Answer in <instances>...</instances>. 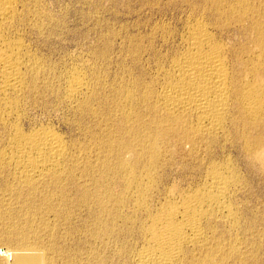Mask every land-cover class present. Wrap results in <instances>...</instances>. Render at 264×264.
<instances>
[{
	"label": "rangeland",
	"instance_id": "1",
	"mask_svg": "<svg viewBox=\"0 0 264 264\" xmlns=\"http://www.w3.org/2000/svg\"><path fill=\"white\" fill-rule=\"evenodd\" d=\"M244 1L246 2V0H244ZM261 1L262 0H256V1L250 0V2H249V0H248L246 2L247 4L248 3H251V5L253 4V6H250L251 10H249L250 17L252 16V13H251V12H253L252 10L256 9L257 7H260V9L262 10L260 12L264 13V6L262 4V3H264V0L262 2ZM235 2H236V0H226V3L229 5L230 4L232 5ZM260 2L262 5L259 4ZM207 3L209 6L208 9L206 7ZM211 3H212V0H209V2H208V0H23V1L17 0V8H18V11L20 10V13L18 12L20 15L17 14L18 16H16L17 18H15V20H14V23H13L14 28H11V29H13V33H11L12 30H9L10 32L9 31L7 32V36L9 38H11L12 41H15V43L19 42L23 46V50H24V54L27 58L26 59L27 62L34 60L33 63H32V61L30 63H28L29 69L26 70V72L28 71L27 72L28 73L27 78L29 76L28 81L32 77L33 78H36L37 76L38 77L36 79H34V83H32L33 78L29 81L30 86H32L31 89L29 88V90H28L29 92L26 91L25 92L26 94L21 95V96L26 97V98L23 99V97L21 98V96H20V99H21L20 100V102H21L20 108L21 109L19 111V117H17L18 119L14 118L15 121L12 118V120L10 122L17 123L19 126L21 125L20 128L22 127L23 128L22 130H24L27 133L30 131H33V130H37L40 128H46V127L52 129L54 132H56L58 135H60L62 137L63 141L65 142V144H66L65 146H66V149L68 152V156L70 155L68 159H70L73 154L74 155L72 156V158L69 161L67 160V163H66V165L69 164L70 169L65 170V167L67 169V167L69 168V166H65V164H64L65 172L62 176L63 179H61L60 181H54L53 180L54 183L50 182V181H52L51 178H50L51 180L49 178H48L49 180H47V179L42 180L41 182H39L38 188L36 190L32 189V188H27V187H18L15 183H13L14 180L12 179L13 178L12 170L11 169H0V202L2 200V203H0V205L4 203V205L0 206V217L2 215V218L0 220V224H1L0 234L2 237V238L0 237V240H1L0 241V245H1L0 246V249H1L0 250V264L9 263L10 260H11V262L9 264H12L15 259H16V261L13 264H17V263L22 264L20 262H17L19 260H18L17 256L15 255L16 254L15 249L17 248V250H18L21 247L20 246L21 243H19V242H21L20 241L21 239L16 240V238H18L20 236L19 233L23 229L28 231L29 236L30 235L32 236V237L30 236L29 238L31 240L33 239L34 240V241L32 240L33 242H38V245L41 248H43L44 246L46 247V248L44 247L43 250L41 248L39 249L40 251L38 250L39 253L41 252L40 259L45 260L46 264H73V262H74V264H90V263L91 264H118V262H120L121 264H125L124 261L129 264L130 259H128V258L131 257V254H130L131 249L134 250L135 248H137V250H140L145 243L143 241L144 239L140 236V234H141V229H142L141 227H143V225L148 222V217H149L148 215L157 213V210L161 206L165 205L168 201L169 202H176V201L179 202L180 201V199H179L180 195H183V192H184V194L191 193L192 191L198 190L199 186H200L199 187V189H200L201 186H203V184L205 182V180H203V177L205 176L204 179H206V176H207L206 174L209 173V171H211V169L216 165H217L216 167H218V168H224V169L228 168L227 170H231V171L233 170V172L235 171V174L238 177L237 178L238 180L236 179L237 181H235V183H233L232 187L230 188V192H229L230 196L228 195V197L226 199V203L233 210L234 216H233V218L227 219L226 217H223V215L221 213H216V212L211 213L210 212V214L212 216L210 214H208L205 217V219L203 218V220L201 221V227L204 230V234H205L204 236H206L205 240L208 239L210 242H208V240H206L207 242L205 241L206 243L204 245H207V244L208 245L207 246L202 245L201 247L197 246V245L195 246L193 244L196 248V249L194 248L195 250L193 249L194 246L192 244H189V245L186 244L187 247L186 246L184 247L185 250L183 251L182 261H184V264H186V263L188 264L192 261H193L192 262L193 264H195V263L196 264H199V263L202 264V262L204 264V263H206V262H204V259H205V261H207V260L209 261L210 258L214 257L211 259L213 263L215 262L214 264H220L221 262H222L221 264H226V263H228V264H264V149H257V151H256V149L253 150V148H256L255 147V137L260 133L259 129L256 131L252 130L251 132H249L251 134L248 135V138H247L248 140L247 139L244 140V138H242L240 136L241 135L240 132H242L241 130H243V127L241 125L234 127V128H236V130H235L234 128H232L233 126H230V125L228 126L226 124V126H228V127H226V130L228 129L227 131L229 132L233 129L234 132L232 131V132H229V134H228V132L225 130L223 132L224 134L220 133V135H214L212 138L207 137L209 139L206 138V140H209V141L203 140L204 142H202V143L200 141L201 138H200V140H199V138L194 139L195 141L189 139L188 143L191 142L190 143L191 149H190L189 144L186 142L187 139L186 140L184 139V138H186V136L183 135L184 132H183L182 126L176 127L177 129L178 128L181 129V131H180V129L177 130V132H179V134H178L179 136H176L177 134L174 131L171 132L172 133L171 134L170 132L166 133V131L163 130L165 132V133L163 132V135L165 137L163 135H161V139L163 137L162 140L164 143L162 142L161 139H160L161 142L158 143V147L161 145L163 149L160 146V150L158 148V150H159L158 155H155L156 158H153L154 167L156 169L154 167H153V169L148 168L150 166V163H151L150 162L151 155H148V157L146 156L147 159H149V160H147L146 157L145 158L143 157V161H142V157L139 156V153L137 154L135 152L136 148H134V149L132 148V146L135 147V145H134L135 141L134 140H136V138L133 139L132 143H131L132 144L131 148L134 151V154H132L133 153L132 150H131V153H129L131 148L129 149V152H127L128 150L123 151L125 153L121 152V148H120V146H122L125 143V142H123L124 140L126 142H128L130 139H129V135L128 136L126 135V134H128L129 127L127 125L124 126V124H123L124 122L122 120V115H119V114H121V111H120V109H118L119 106L117 107V104L118 103H120L118 105L124 104L126 107H128V108L130 107V109H134V110L140 104L137 107V109L135 110L136 115H139L140 112H141L140 115H142L141 116L142 118L139 117L140 115L138 116L140 121L137 124L141 125V123H142V125L139 127L143 128L142 130H144V133L155 131V128H157V127H155L154 125H152L150 123L152 122V119L154 120L156 115L154 113H152V111L150 112L149 108H151L150 104H152L158 100L155 98L160 97V95L162 93L161 88L163 90V88L165 86L166 77L164 76V74L166 75L167 71L169 70V67H170V64H168V63H170L169 60L171 61V57L176 52H180L182 50V48H183V45H182L183 44V42H182L183 35L185 33L186 25L188 24L189 21L194 22L195 18L198 17V19H201L202 21L209 23L210 25L214 24V22H215L214 16H216V14H215L216 11H215L214 4H212L213 5V7H212ZM260 5L263 7H261ZM24 6H26V7H24ZM252 7H253V9H252ZM258 9L259 8H257V10ZM192 10H194L195 13ZM198 11L200 12V14L198 13ZM203 11L206 14H204ZM210 11L213 14L210 13ZM186 12H187V14H186ZM192 14H194L195 17H193ZM211 14H212V16H211ZM208 15H210V16H208ZM202 17L203 18L205 17V18L203 19ZM20 18L22 21L20 20ZM221 18H222L221 21L223 20V18H224V20L222 22L219 20L220 21L219 24L222 25V28L224 26V28H223V30L221 28L216 29V30L221 29L220 31L215 30V32L218 33V34L216 33L218 40L224 42L229 47H233L235 45L236 48H238V47L241 48L242 44H243V46L246 45L248 47H252L253 48L252 50L256 51V49H254L255 47L249 43L250 41H247V40H249V37H247V36H249V34L247 35V32L245 30H244L245 32L242 33L243 28H244L243 26H239L238 23L236 24V22H234L232 20H230V22H229L228 21L229 19H227V17L222 16ZM211 23H213V24H211ZM225 23H226V25H228V27L225 25ZM229 23L230 24L235 23V24L231 26V25H229ZM236 25H238L239 27ZM240 28H242V29L240 30ZM173 33H174V35H173ZM247 42L250 44V46ZM169 49L171 50L172 53L170 52ZM174 50H175V53H173ZM169 53L171 56H169ZM136 54L139 56H137ZM165 55H167V57ZM162 56H163V58H162ZM31 58H33V59H31ZM166 58H169V59H166ZM159 59L162 60L161 64H160ZM163 59H165V61H163ZM36 62L39 65L38 67H35V66H37ZM167 65H169V66H167ZM159 66H160V68H159ZM34 67L36 70H34ZM166 68H167V70H166ZM30 69L33 71H31ZM37 69L39 72L37 71ZM163 69H165V70H163ZM34 71H35V73H33ZM157 71L159 72V74ZM31 72L33 73V75ZM73 72L78 73L81 76H83L82 79H83L84 85L86 87H85L84 93L80 97H78L79 99L78 98H77V100L74 99V102H72L73 103L72 104L69 102V99L67 96V94H68V86L67 85L69 84L68 83L69 82V76L71 77ZM70 73H71V75H70ZM34 75H37V76L35 77ZM30 76H31V78H30ZM153 76H154V78H153ZM155 76L160 81L157 80L155 78ZM159 76L160 77L163 76V77L160 79ZM154 79H155V81H154ZM36 81H37V84L35 83ZM136 82H138V84ZM139 82H141L142 84ZM143 82H148V83L143 84ZM134 83H135V85H134ZM163 83H164V86H162ZM33 84L34 85L36 84L37 86H35V88H34ZM149 84H151V85H149ZM153 84H154V86H152ZM133 86H135V87H133ZM147 86L149 88H151L152 90L149 89ZM150 86H152V87H150ZM36 87L39 89H37ZM145 87L149 90H147ZM65 88H67V90ZM87 88H88V90H86ZM123 88L126 89L127 92H126V90H123ZM144 88H145V91H143ZM153 88H154V90H153ZM158 88H160V89H158ZM32 89H34L36 91L34 92ZM132 89H135V91ZM139 89H141V91H143L145 93L139 91ZM38 90H40V91L38 92ZM146 90H147V92H146ZM91 91H93V92H91ZM159 91H160V93H159ZM119 92L121 93L120 95H119ZM125 92L127 94H129V92H130V94L132 93L131 94L132 100L134 101L136 99L133 102V104H132V100L130 101L131 102L130 103L127 99V96H124V95H127ZM133 92L138 95V98H137V95H134ZM148 92L150 93V95ZM156 92H157V94H156ZM123 93H125V94H123ZM90 94H91V96H90ZM122 94H123V96H122ZM1 95L2 94L0 93V101H2L4 99V96L2 95V97H1ZM84 95H86L87 98L86 97L82 98V96H84ZM140 95L141 96L144 95L142 97L143 99L141 98ZM96 96H97V98H95ZM116 96H118L119 98ZM152 96L153 97L155 96V97L153 98ZM139 97H140V99H139ZM144 97H146V99ZM150 98L151 99L153 98L152 99L153 101H151ZM83 99H85L87 101H84ZM115 100H117V101H115ZM122 100H123V102H122ZM141 101L143 103L146 102L145 105L143 103H141ZM3 102L4 101H2V103L0 102V110L1 111L5 110V106H4ZM81 102H82V104H81ZM136 102L138 104H136ZM114 103L115 104L117 103L115 105L116 107L114 106ZM83 104L86 106H84ZM141 104L143 105V107ZM147 104H149V105H147ZM82 107L83 108L85 107V108L82 109ZM138 108L139 109L141 108V109L137 113V111L139 110ZM143 108L146 110H148V109L149 110L146 111V110H143ZM115 110H117V111H115ZM1 111H0V116L3 114V111L2 112ZM22 111H23V113H22ZM114 111L118 112V113H115ZM142 111H145V112H142ZM110 112H111V114H110ZM149 113L151 115H148V118L146 120V116H147L146 114H149ZM117 114H118V116H117ZM108 115H110V116H108ZM111 115H112V117H115V118H112ZM116 116H117L119 122L117 121ZM143 116H145V117H143ZM158 117H161V116H158ZM110 118L113 121L110 120ZM140 118L142 119V121L145 120V122H142ZM149 118H150L151 122L148 120ZM193 119H191V120L189 119L190 121L188 120L187 123L190 124V123L194 122L195 119H194V121H193ZM115 122H117L116 124H120V123H122V124L113 125ZM144 123H146L147 125ZM134 124H135V128H136V126H137V128H139L136 123H134ZM134 124H132L131 126H133ZM3 125L4 124L0 122V142H1L0 148L1 149L4 148L3 149V151H4V150H7L5 148H8V146H9V139H11L12 134H11V131L9 129L10 126L9 125L3 126ZM112 126L115 127L114 129H116V127H117V129L116 130L112 129L113 128ZM120 126L121 127L123 126L124 128L122 127L123 129H121ZM159 126L161 127V125H159ZM1 127H3V128H1ZM141 128L139 131H141ZM146 128L147 129L151 128L152 130L150 129V131L149 130L145 131ZM7 129H9V130H7ZM126 129H127V133L125 134L124 132L126 131ZM106 131L108 133H110V132H113V133H110V134L107 133L108 134L107 135ZM118 131L121 132L122 134L117 133ZM235 132H237L238 136L236 134H234ZM5 133H7V134H5ZM3 134H5L4 138H3ZM112 134H114V135L112 136ZM174 134H176V135L174 136ZM252 134H253V136H252ZM254 134H255V136H254ZM110 135H111V139H108V138H110ZM118 135H119V137H118ZM140 135L141 136L143 135V131L140 132ZM167 135H169L170 138ZM101 136L102 137L106 136V137H104L105 140L103 138L104 143H101V142H103L102 140H100ZM114 136L116 138L117 137L118 138L116 139ZM181 136L183 139L181 138ZM215 136L216 137L218 136L217 137L218 139L216 138L217 140L220 139L218 141V143L216 142L217 140L215 139ZM249 136H251V137H249ZM228 137H230V138H228ZM235 137H237V139L240 141H238ZM171 138L173 140H171L170 144H169L168 142ZM234 138L236 139L237 142L235 141ZM240 138H242V139H240ZM7 139H8V141L6 142ZM178 139H179V141L181 140V142L183 140V144L181 142L177 141ZM212 139H214V142ZM97 140H100V141H97ZM114 140H116V141H114ZM174 140H176V141L174 142ZM196 141H199L198 144ZM211 141H212V143H211ZM245 141H248L247 143H249V142H253V143H251V145L249 144L250 145L249 146L247 143H245ZM105 142H107V144L109 142H111V144L109 143L110 145L109 144L107 145ZM112 142H114L115 146L113 145ZM121 142H123V143H121ZM129 142H131V140ZM172 142H173V144H172ZM177 142H178V144L174 145ZM192 142H195V143H192ZM206 142H209V143H207V145H206ZM117 143L118 144L121 143L122 145L120 144V146H119ZM210 143L213 145L215 143L216 147H215V145L213 146ZM96 144L98 146H96ZM99 144H101V146H103V147H100ZM164 144H165V147H163ZM171 144L174 145L176 147V149ZM184 144L185 145L187 144L186 147H184L185 146ZM111 145H113L112 146V149H114L113 152L109 151V150H111V149H109L111 147ZM192 145H194L193 146L194 148L192 147ZM197 146L198 147L200 146V147L198 148ZM210 146L213 148H210ZM97 147L101 151L99 149H97ZM107 147H109V148H107ZM117 147L119 150L117 149ZM181 147L182 148L184 147L186 150L183 148V150H184L183 151ZM201 147H203V148H201ZM68 148H69V150H68ZM102 148H103V150L105 148V151H102ZM164 148H166V150ZM192 148L194 149V151H192L193 150ZM204 148H206V149H204ZM249 148H252V150L255 152H253ZM106 149L108 151H106ZM161 149H162V151H161ZM195 149H197V150L199 149V150L197 151ZM200 149H203V150H200ZM247 149H248V151H247ZM117 150L119 152H117ZM164 150H165V152H164ZM174 150L177 151L178 153L175 152ZM96 151H97V153H96ZM173 151H174V153H172ZM182 151H183V153H182ZM107 152L108 153L111 152L112 154L111 153L108 154ZM169 152H171L170 156L168 155V154H170ZM98 153H100V155L101 154H103V155L100 156ZM106 153L108 154V156L106 155ZM162 153H166V154H162ZM172 154H173V156H172ZM103 156H104V158H102ZM171 156H172V158H171ZM83 157H85V158H83ZM108 157H110V159ZM114 157H115V159L111 160V158H114ZM118 157L119 158L122 157V158H120L121 160H124V161L127 160L126 163H128L131 166L136 164V166L140 167V168H138L135 166V168H134L132 166L134 169H136V174H137L136 177H137L138 182H140L143 186H146L147 189L149 188L148 192H147V197H151V198H146L145 205H144L145 208H144V206H140V204L138 203V201H137L138 198L135 195V192L130 191L128 189V183L126 181L125 174H124L125 171H123V174H122V171H121L122 168L120 167V165L117 164L120 161V159ZM128 157H129V159H127ZM164 157H165V160H164ZM82 158L85 160H82ZM89 158L91 160L93 159L92 162H90L91 160ZM136 158H139L140 160L136 159ZM166 158H167V160H169V159H173V160L167 161ZM77 159H78V161H77ZM79 159L81 160V162H83L85 164L81 163ZM87 159H88L87 162L88 163L90 162L88 166L91 168V170H89L88 169L89 167H87V164H86ZM96 159H97V161H96ZM144 159L147 161H145ZM159 159H161V162H164V163H161ZM212 159L215 162H213ZM107 160H109V161H107ZM114 160L116 163L115 162L113 163ZM99 161H100V163L102 162V164H103V165H100L101 168H99L100 166H98L100 164ZM133 161L136 163H134ZM140 161H141L142 167L140 165ZM97 162H98V165H96ZM104 162L108 163L109 169H108V167H106L107 165H104ZM143 162H146V163L143 164ZM71 163H74V165H75L74 169H73L74 171L71 168L72 167ZM81 164H83V165H81ZM164 164H166V166ZM213 164H215V165H213ZM259 164H261L262 166ZM79 166L81 167V169ZM116 166H117V169H115ZM84 167L85 168L87 167L86 168L87 170H85ZM95 167H96V169H95ZM103 167H105V169ZM119 167H120V169L118 170ZM77 168H78V170H77ZM106 168H107L108 172L105 171ZM137 168L139 169V171H141V170L142 171L139 173ZM94 169H95V171H92ZM4 170H6L7 172ZM69 170L71 172L73 171L74 173L73 174L68 173V172H70ZM76 170H77V173H75ZM110 170H112V171H110ZM114 170H116V172ZM143 170H146V171L143 172ZM156 170L158 172H155ZM9 171L11 173H9ZM100 171H101V173H99ZM103 171H104V173H103ZM92 172H94V173H92ZM67 174H69V175H67ZM92 174L93 175L97 174V175L92 177ZM138 174H139V176H138ZM82 175L85 178L88 177V178H92V179H88V178L85 179V178H83ZM106 175L108 176V178L104 177ZM113 175H114V177H112ZM115 175L117 177H115ZM67 177L68 178L70 177V179L72 181L70 182V179L68 181ZM95 177H97L98 180L95 181L94 180ZM99 177H101V178H99ZM138 177H139V179H138ZM66 178H67V180H66ZM75 178H77V179H75ZM97 178H95V179H97ZM103 178L107 179V180H105V183H103V181H104ZM118 178H120L121 181L118 180ZM154 178H155V180H154ZM163 178H164V180H163ZM99 179H101V180L99 181ZM45 181H46V183H45ZM97 181H99V182H97ZM9 182H10V185H9ZM47 182L48 183L50 182V184H48ZM62 182H63V184H61ZM113 182H116V184L114 183V185H113ZM147 182H148V184H147ZM99 183H101V184L99 185ZM110 183H111V186L109 185V188L115 187L114 188L115 190L109 189L108 187H106L104 185V184H106L108 186V184H110ZM117 183H119V184H117ZM153 183H157V184H154L155 185L154 186ZM47 184L49 187H47ZM122 184H123V186H122ZM149 184H151L150 185L151 187L149 186ZM6 185H7V187H5ZM8 185L10 187H8ZM62 185L64 186V188H66L69 185H70L69 187H72V188H69V187L66 188L70 194L66 191V189L63 188ZM82 185H83V187L85 186V188H83ZM115 185H117V188ZM169 185H171V186H169ZM172 185H173L174 189H173ZM13 186L16 188H14ZM178 186H180L181 188L180 187L178 188ZM44 187H47V188L44 189ZM57 187L59 188V190ZM19 188H21V189H19ZM95 188L96 189L100 188V189L96 190ZM105 188H108V189H105ZM154 188H155V190H154ZM5 189L6 190L9 189V191H6ZM12 189H14L15 191ZM62 189H64L66 191V193H64L65 191H62ZM80 189H81V191H80ZM87 189H89V190H87ZM184 189H186V190H184ZM187 189L190 191L188 192ZM19 190L21 192L20 194L18 193ZM84 190H86V191H84ZM111 190H112V192H111ZM174 190H176V192H178V194ZM16 191H17V193H16ZM26 191L29 194L32 192L31 194H33V198H34V195H35V197L37 195L36 199L33 200V198L31 197L32 195L28 196L29 194ZM41 191L43 192V194H40V193H42ZM59 191H60V194L62 192L64 194H66L65 196H64V194H62V196L64 198L59 197V196H61L59 194ZM8 192H10V193H8ZM82 192L85 194L87 193V195L89 197H91V195H89L91 193L92 199L95 198V200H93V201L84 200L83 197L85 194H83ZM101 192H103V193H101ZM108 192L111 194L110 198H109ZM120 192L123 194H120ZM127 192L129 195L127 194ZM97 193L98 194L100 193L99 195L101 197H99V195L97 196ZM104 193L105 194L107 193L106 196H108L109 199H113V200L107 201L108 205H107V203L106 204H100V202H101L100 199H102V197H105ZM115 193H117V195ZM130 193H132V194H130ZM148 193H150V194H148ZM231 193H232V195H231ZM68 194L70 195V197H68L69 196ZM124 194H126L128 196H125ZM118 195H119V198H117ZM122 195H124L125 197L123 196L124 198H121ZM153 195H155V196H153ZM44 196H45V198H44ZM111 196H114L115 199L113 197L111 198ZM132 196L134 197V199ZM53 197L55 198V200L57 202L55 200H52V201L57 203V204L53 203L50 199H48V198H53ZM56 197H58V198H56ZM131 197H132V200H134V201H132V200L130 201ZM31 198H32V200H31L32 203L30 202ZM37 198H38V200H37ZM60 198L61 199L63 198V199L61 200ZM5 199H6V201H4ZM9 199L10 200L14 199L13 201L11 200L12 203H14V204L10 203L11 201H9ZM44 199H47V200H44ZM123 199H125V200H123ZM149 199H151V201ZM163 199H165V200H163ZM20 200H21V202H20ZM25 200H26V202H25ZM63 200L65 202L66 201L68 202L70 200L71 203L69 202L70 203L69 204L66 202V205H65V202ZM80 200H81L82 204L80 203ZM96 200H98V201H96ZM119 200L121 201L122 204L119 203L120 202ZM156 200L157 201L159 200V201L157 202ZM228 200H230V201H228ZM50 201L52 204L50 203ZM58 201H59V203H58ZM82 201H84V202H82ZM89 201H91V202L88 203ZM153 201H154V203H153ZM6 202H7V204H6ZM18 202H19V204H18ZM27 202H29L31 205ZM39 202H42L41 204L45 203V204H43L44 206L43 205H37V204H39ZM62 202H64V204H61ZM96 202H98V203H96ZM163 202H165V203H163ZM26 203L29 206L26 205ZM46 203H48V205ZM94 203L96 204L95 208H94ZM11 204L13 207H10ZM20 204L23 205V207ZM24 204L29 208H32V207L33 208L36 207V208L35 209L32 208L33 211H31V209H28L26 206L24 208ZM60 204H61V206H60ZM67 204H68V206H67ZM78 204H81L82 206H80ZM87 204L90 205V206H88V208H87ZM18 205L21 207H19ZM35 205H37L38 207ZM51 205H53L54 207L52 206V208H51ZM56 205H58V208ZM83 205H85L86 207ZM109 205H111L113 207L112 208L110 206L111 210H110ZM114 205H115V207H114ZM116 205H117V207H116ZM120 205H122V206H120ZM134 205H135V207H133ZM151 205H153V207H156V208H153ZM4 206L5 207L7 206V207L5 208ZM70 206L74 207V208L72 207L74 211L72 210V208ZM104 206H105V208H104ZM3 207H4V209H3ZM39 207L41 208V210L39 209ZM67 207H68V209H67ZM119 207H121V209ZM124 207H126V208H124ZM7 208H8V210H7ZM20 208H22V209H20ZM43 208H46L47 210L46 209L44 210ZM55 208H56V211L53 210ZM91 208L93 210H91ZM135 208H136V210L138 209L139 212L136 211ZM1 209L5 210L6 213L4 211H2ZM10 209H13V210H10ZM16 209L17 210L20 209L19 213ZM24 209L25 210L28 209L30 211V213L27 210V215H26L23 212V211H25ZM60 209H62V210H60ZM70 209H71V211H70ZM101 209L103 210V212H101L102 211ZM118 209H119V211H118ZM123 209L125 210L124 213H123ZM205 209L207 210L209 208L206 206ZM35 210H37V211L40 210L38 212L39 215L41 214L40 212L43 213L45 211L43 214L40 215L42 220L40 219L39 216H37L38 213ZM64 210H65V212H63ZM107 210H108V212H107ZM114 210L116 211V214H120V215L116 217ZM47 211L48 212L52 211V212L51 213L49 212V214H50L49 215V214H47L48 213ZM109 211L111 212V214L112 213H114V214L109 215L110 214ZM117 211H118V213H117ZM9 212H10V214H9ZM21 212H22V214H21ZM134 212H136L137 214L141 213V215L138 216ZM7 213L10 215V217L6 216ZM15 213L17 215L20 214L18 217H19V219L21 218L20 219L21 221L18 219V217ZM65 213H66V215H63ZM95 213H96V215H95ZM31 214H32V216H31ZM56 214H57V218H59V221H58V219H56ZM98 214L101 218H99ZM103 214H105V216ZM124 214L126 216H124ZM129 214H130L131 218L134 217V218H132L133 221L131 220L130 217H128ZM21 215H22V217H20ZM44 215H46V216H44ZM47 215H48V217H47ZM69 215H70V217H68ZM101 215H103L104 218ZM135 215H137V216H135ZM42 216H44V218H42ZM113 216L115 217L114 218L115 221H114V219L111 220V217L113 218ZM218 216H220V217H218ZM3 217L5 219L10 218V220H8V221H10L11 225H15L16 221L18 222V223L16 222L17 224L15 227L16 228L15 230H19V231L14 230L15 232H13V233L15 234V236L12 232H10V233L7 232L8 229L6 228L7 227L6 225L10 224V223L8 221L4 220L7 223L6 224L3 221V219H4ZM11 217L16 218V219L14 220ZM24 217L25 218L27 217V219H25ZM38 217H39V219H38ZM63 217H65V218H63ZM66 217H67V219H66ZM107 217H109L108 221H110V222H107V220H106ZM213 217L214 218L218 217V218L214 219ZM102 218L105 219L107 225L105 224V221ZM135 218H138V219H135ZM221 218H222V220H221ZM32 219H33V221H32ZM45 219H46V222H44ZM62 219H63V221H62ZM65 219L67 221H65ZM116 219H119L120 222H118ZM128 220L130 222H128ZM213 220H216V222ZM218 220H220V221H218ZM28 221L30 222V226L32 228L28 226L29 225ZM111 221H113L114 223H112ZM137 221H140V222H137ZM34 222L37 224L33 225V224H35ZM39 222L41 223L40 225H39ZM47 222H49L50 225L52 223V225L50 226L49 224H46ZM133 222L135 223L134 226L132 225ZM205 222H206V224H205ZM2 223L5 225L3 226ZM25 223H26V226L30 230L27 227H25ZM94 223L95 224L101 223V224L94 226ZM136 223H138V224H136ZM233 223H235V224H233ZM20 224H22L25 228L24 227H23V229L20 228V227H22V225H20ZM229 224H230V226H229ZM37 225H39V226L36 227ZM46 225H48L47 228H46ZM117 225H119L120 227ZM125 225L128 229H130V228L131 229L128 230L127 228H125ZM127 225H129V226H127ZM212 225L213 226L215 225V226L211 227ZM99 226H100V228L101 227L102 228L100 229ZM115 226H116V228H114ZM39 227H41L40 229H42V228H45V229L39 230ZM97 227H98V229H97ZM132 227H133V229H132ZM208 227H211L210 230ZM51 228H54V229H51ZM103 228H104V230L107 229L108 231L109 230L113 231V232L111 231L113 233L112 236L114 235V237H116V238H114L113 242H115L116 244L111 242V240H113V238L107 237V234L104 235V237L102 239H96V237H95L96 232L97 233L102 232V234H103V232L107 231V230L104 231ZM122 228L125 231H129L127 238H125V240H124V242L127 241L125 243L122 240H119V238H117V235L120 234V231ZM206 228L208 230H206ZM31 229H32V231H31ZM69 229H70V231L72 230L71 232H74V233H70ZM95 229L97 231L93 232ZM123 229H122V232H124ZM212 229H214V230L211 231ZM34 230L35 231L38 230V234L42 237H39V235ZM30 231L32 234H30ZM39 231H43V232H39ZM54 231H55V233H53ZM90 231L93 233H91ZM135 231H139L140 234H139V232L136 233ZM224 232H225V234H224ZM11 233H12V235H11ZM206 233H208V234H206ZM89 234H94V235H89ZM17 235H18V237H16ZM49 235H50V237H49ZM133 235L135 237L137 236L139 238H135ZM208 235L209 236L211 235L210 238H208L209 237ZM219 235L221 237H219ZM216 236H217V239H215V241L219 240L218 244H220V245L222 244L223 245V246L221 245L222 247L220 245H218L217 242H216V244H215V242H213L214 238H216ZM36 237L37 238L39 237L38 241L36 240L37 239ZM91 237H93V238H91ZM211 237L213 239H211ZM105 238H107V239H105ZM224 238H226V240H224ZM3 239H5V240H3ZM140 239L142 242L140 241ZM210 239L213 241H211ZM52 240H53V242H52L53 244L51 243ZM99 240H101L100 242L103 241L101 243V247L99 244L100 242H98ZM14 241H16V242H14ZM121 241H122V245L119 244V242H121ZM228 241L230 244L228 243ZM107 242H108V244H107ZM212 242H213V244H212ZM221 242H224V243H221ZM15 243H17V244H15ZM49 243H51V244H49ZM111 243H112V245H110ZM126 243H128V244H126ZM10 244L11 245L13 244L15 246L12 245V247H11ZM41 244H43L44 246ZM54 244L56 246H53ZM50 245H52V246H50ZM131 245H133V246L131 247ZM136 245H138V246H136ZM209 245H212V247H210ZM216 245H218L219 248L220 247L221 248L219 249L218 246L216 247ZM229 245H231V247ZM234 245H236V247L239 250L237 249V251H232L231 248H233ZM105 246H106V248H105ZM121 246L123 247V250L125 248L124 251H122ZM128 246H129V248H128ZM54 247H55V249H54ZM115 247H118V249ZM214 247L216 248V250L214 249ZM227 247L229 249H227L228 251H226V254H225V250ZM59 248H61V249H59ZM93 248H94V250H93ZM107 248H109V249H107ZM187 248H188V252H187ZM211 248H213L214 250ZM217 248H218V251H217ZM224 248H225V250H224ZM7 249L10 250L11 252L9 251L10 252L9 253ZM90 249H92V250L90 251ZM104 249H106V250H104ZM41 250L43 251V253ZM58 250H62V251L57 252ZM117 250H120L121 253L123 252L124 257H123V254L119 253L120 251L117 252ZM127 250H130V251H127ZM207 250H208V252L206 254L205 251H207ZM212 250H213V253H212ZM107 251H109V253H107ZM95 252L101 253V255L98 253L100 255V257L96 256L98 254H96ZM116 252H117V254H116ZM193 252L195 254H197L196 255L197 258L194 257L195 254ZM201 252H202V255H201ZM8 254L9 255L11 254L10 256L12 259L9 258L10 256H6ZM43 254H44V258L47 257L48 259L47 258L42 259L41 257L43 256ZM125 254H127V256ZM192 254H194V255H192ZM212 254H214V255H212ZM240 254H243L244 256L242 255L240 257L239 256ZM13 255L16 256V258L14 257V260L12 257ZM48 255L51 258L50 259L51 263L49 262V256ZM118 255L122 256V257L120 256V258H122L121 260L119 259ZM211 255H212V257H211ZM1 256H5V258L1 257ZM93 256L95 259L93 258ZM184 256H186V257H184ZM189 256H190V258H189L190 260L188 259ZM199 256H200V258H199ZM202 256H203V258H202ZM224 256L227 258L221 259V257H224ZM27 257L30 260H32L31 257L29 255H27L25 257L26 258L25 260H27V261H25L26 262L25 264H27L28 260H29ZM192 257H193V259H191ZM234 258H235V260H234ZM236 258L238 259V261H237L238 263L236 262ZM40 259L37 260V264H40V263L45 264L44 263L45 261L41 262ZM194 259H196V261ZM198 259H200V260H198ZM215 259H217V260H215ZM223 259H224V261H223ZM4 260H7V261L4 262ZM99 260L101 261V263ZM186 260H188V261H186ZM244 260L248 261V263L245 262ZM105 261H108V262H105ZM182 261L180 262L181 264L183 263ZM198 261H200V262H198ZM255 261H256V263H255ZM192 263H190V264H192ZM28 264H32L31 261H29Z\"/></svg>",
	"mask_w": 264,
	"mask_h": 264
},
{
	"label": "bare ground",
	"instance_id": "2",
	"mask_svg": "<svg viewBox=\"0 0 264 264\" xmlns=\"http://www.w3.org/2000/svg\"><path fill=\"white\" fill-rule=\"evenodd\" d=\"M21 1V0H20ZM23 1V0H22ZM248 0H246V2H247ZM254 1V0H253ZM256 1V0H255ZM263 1V0H262ZM261 1V2H262ZM208 2H209V0H208ZM232 2V1H231ZM244 0H236V2L234 3V4H227L226 3V0H212V3H211V6L213 7V5L212 4H214V6H215V14H216V16H214V18H215V22H214V24L213 23H211V24H213V25H210L209 23H206V22H204V21H202L201 19H198V17L197 18H195V21L194 22H188V24L186 25V29H185V33H184V35H183V40H182V42H183V48H182V50L180 51V52H176L175 53V50H174V52L173 53H175L172 57H171V61L169 60V62L170 63H168V64H170V67H169V70L167 71V73H166V75L164 74V76L166 77V83H165V86H164V83L162 84V86H164V88H163V90H162V88H161V95H160V97L159 98H155V99H158L157 101H155L154 103H152V104H150L151 105V108H149L150 109V112L152 111V113H154L156 116H155V118H154V120L152 119V122L150 121V118L148 119L151 123L150 124H152V125H154L155 127H157V128H155V131H153V132H146V133H144V130H142L143 128H141V127H139V126H141L142 125V123H141V125L139 124H137V123H139V117H141L142 115H140V113H139V115H136V112H135V110L137 109V107L140 105H138L137 107H136V109L134 110V109H130V107L128 108V107H126L123 103V105H118V104H120V103H116L117 104V107H118V109H120V111H121V114H119V115H122V120H123V124H124V126L125 125H127L128 127H129V129H128V134H126L127 133V129H126V131L124 132L127 136L129 135V139L131 140V142H126L125 140L123 141V142H125L123 145L121 144V143H123V142H121V143H117L119 146H120V144L122 145V146H120V148H121V152H123V151H127V152H129V149L131 148V146H132V140L133 139H135L136 138V140H134L135 141V147H133L132 146V148L134 149V148H136V150H135V152L138 154L139 153V156L140 157H142V161H143V157L145 158L146 156L148 157V155H151V158H150V166L148 167L149 169H153V167H154V160H153V158H156V156L155 155H158V151L160 150V146L158 147V143L159 142H161V140L163 139V137H162V139H161V135H163V130H165L166 131V133L167 132H175L176 134H174V136L176 135V136H179L178 134H179V132H177V130L178 129H180V128H176L177 126L178 127H181L182 126V129H183V135H185L186 136V138H184L185 140L187 139V143L189 142L188 140L190 139V140H194V139H197V138H199V140H200V138H201V143L202 142H204L205 140H206V138L207 137H213L214 135H220V133H222V134H224L223 132L226 130V127H228L229 125L230 126H233L232 128H234V127H237V126H239V125H241L242 127H243V130H241L242 132H240L241 133V137L242 138H244V140L245 139H247L248 138V135H250L251 133H249V132H251L252 130H258L259 129V131H260V133L255 137V147L256 148H253V150L254 149H256V151H257V149H264V13L262 12H260V11H262L261 9H260V7H257V8H259L258 10H257V8L256 9H253V7H252V11L253 12H251L252 13V16L250 17V15H249V10H251V8H250V6H253V4L251 5V3H246ZM249 2H250V0H249ZM261 2L259 3V4H261ZM21 3V2H20ZM254 3V2H253ZM256 4V3H255ZM263 4V6H264V3H262ZM261 4V5H262ZM21 5V4H20ZM195 5V4H194ZM198 5V4H197ZM260 5V6H261ZM206 6V5H205ZM204 6V7H205ZM263 6H261V7H263ZM24 7H26V6H24ZM23 7V8H24ZM198 7V6H197ZM203 7V8H204ZM207 9L209 8V6H208V3H207ZM205 7V8H206ZM196 8V7H195ZM204 8V9H205ZM211 8V7H210ZM200 9V8H199ZM202 9V8H201ZM263 9V8H262ZM26 10V9H25ZM190 11V10H189ZM192 11H194V10H192ZM200 11V10H199ZM198 11V13L200 14V12ZM205 11V10H204ZM203 11V13L204 14H206L205 12ZM20 13V10L18 11V8H17V0H0V93L4 96V99L2 100V101H4L3 103H4V106H5V110L3 111V114L0 116V122L1 123H3L5 126H10V131H11V139H9V146H8V148H5V149H7V150H4L3 151V149H1L0 150V169H11L12 170V172H13V174H12V176H13V180H14V182L13 183H15L18 187H27V188H32V189H37L38 188V185H39V182H41L42 180H45V179H47V180H49L50 178L52 179V181H50V182H52V183H54L53 182V180L54 181H60L61 179H63L62 178V176H63V174H64V172H65V170H68V169H70V166H69V164H67L66 165V163H67V160L69 161L71 158H72V156L74 155H72L71 156V158L70 159H68L69 158V156H68V152H67V149H66V144H65V142L63 141V139H62V137L60 136V135H58L56 132H54L52 129H50V128H40V129H37V130H33V131H30V132H25L24 130H22L23 128L21 127L20 128V126L17 124V123H12V122H10L11 120H12V118H13V120H14V118H16V119H18L17 117H19V111H20V105H21V102H20V96L21 95H23V94H26L25 92L26 91H28L29 90V88L31 89V87L32 86H30V83H29V81L33 78H31V76H30V78L31 79H29V81H28V78H29V76H28V78H27V72H26V70H28L29 68H28V63H30L29 61L27 62L26 61V56H25V54H24V50H23V46L19 43V42H16L15 43V41H12L11 40V38H9L8 36H7V32L9 31V30H12V32L11 33H13V29H11V28H14L13 26V23H14V20H15V18H17L16 16H18L17 14H19ZM25 12V11H24ZM194 13H195V11H194ZM202 13V12H201ZM209 13V12H208ZM210 13H212L211 11H210ZM186 14H187V12H186ZM213 14V13H212ZM212 14H211V16H212ZM20 15V14H19ZM193 15V17H195L194 16V14H192ZM202 15V14H201ZM203 16V15H202ZM208 16H210V15H208ZM207 16V17H208ZM222 16H224V17H227V19H229L228 21L230 22V20H232V21H234V22H236V24L238 23V25L239 26H243L242 28H243V31H242V33L243 32H247V35L249 34V36H247V37H249V40H247V41H250L249 43L251 44V45H253L255 48L254 49H256V51H253L252 49V47H248V46H246V45H244L243 46V44H242V47L241 48H236V46L234 45L233 47H229V46H227L224 42H222V41H220V40H218V38H217V32H215V30L216 29H218V28H221L222 30H223V28H224V26H223V28H222V25H220L219 23H220V21H221V17ZM21 17V16H20ZM201 17V16H200ZM192 18V17H191ZM203 18V17H202ZM205 18V17H204ZM203 18V19H204ZM183 19V18H182ZM193 19V18H192ZM18 20V19H17ZM20 20H21V18H20ZM220 20V21H219ZM223 20H224V18H223ZM222 20V21H223ZM22 21V20H21ZM188 21V20H187ZM213 21V20H212ZM221 21V22H222ZM231 21V22H232ZM19 22V21H18ZM226 22V21H225ZM17 23V22H16ZM183 24V23H182ZM235 24V23H234ZM234 24H230L229 23V25H234ZM225 25H226V23H225ZM238 25H236V26H238ZM16 26V25H15ZM227 27H228V25H226ZM238 26V27H239ZM39 27V26H38ZM40 28V27H39ZM242 28H240V30L242 29ZM161 29V28H160ZM220 29V30H221ZM220 30H216V31H220ZM232 30V29H231ZM245 30V31H244ZM165 31V30H164ZM228 31V30H227ZM10 32V31H9ZM217 33V34H216ZM223 33V32H222ZM10 34V33H9ZM181 34V33H180ZM179 34V35H180ZM239 34V33H238ZM173 35H174V33H173ZM242 35V34H241ZM224 37V36H223ZM246 37V38H247ZM245 38V39H246ZM226 39V38H225ZM248 43V42H247ZM248 43V44H249ZM250 44H249V46H250ZM229 45V44H228ZM179 47V46H178ZM182 47V46H181ZM180 48V47H179ZM178 48V49H179ZM170 50V49H169ZM141 51V50H140ZM179 51V50H178ZM27 52V51H26ZM170 52H171V50H170ZM156 53V52H155ZM172 53V52H171ZM140 54V53H139ZM137 55V54H136ZM168 55V54H167ZM167 55H165L166 57H167ZM28 56V55H27ZM30 56V55H29ZM137 56H139V55H137ZM161 56V55H160ZM164 56V55H163ZM163 56H162V58H163ZM169 56H171L170 55V53H169ZM30 58V57H29ZM161 58V57H160ZM31 59H33V58H31ZM166 59H169V58H166ZM34 61V60H33ZM33 61H32V63H33ZM159 61H160V64H161V61L162 60H160L159 59ZM163 61H165V59H163ZM156 63V62H155ZM163 63V62H162ZM36 64H37V62H36ZM159 64V63H158ZM35 66V65H34ZM39 65L37 64V66H35V67H38ZM161 66V65H160ZM160 66H159V68H160ZM167 66H169V65H167ZM30 67V66H29ZM35 67H34V70H36L35 69ZM165 67V66H164ZM31 68V67H30ZM163 68V67H162ZM32 69V68H31ZM30 69V70H31ZM41 69V68H40ZM157 69V68H156ZM161 70V69H160ZM163 70H165V69H163ZM166 70H167V68H166ZM31 71H33V70H31ZM37 71H38V69H37ZM162 71V70H161ZM39 72V71H38ZM72 72V71H71ZM158 72V71H157ZM32 73V72H31ZM33 73H35V71L33 72ZM33 73H32V75H33ZM80 73V72H79ZM164 73V72H163ZM162 73V74H163ZM82 74V73H81ZM158 74H159V72H158ZM157 74V75H158ZM70 75H71V73H70ZM35 77L37 76V75H34ZM38 77V76H37ZM36 77V78H37ZM82 77L83 76H81L80 74H78V73H72V75H71V77L69 76V84L67 85L68 86V94H67V96H68V99H69V102L70 103H72V102H74V99H76L77 100V98L78 97H80L83 93H84V91H85V85H84V82H83V79H82ZM163 77V76H162ZM162 77H160L159 76V78L161 79ZM36 78H33V82L32 83H34V79H36ZM153 78H154V76H153ZM155 78L157 79V77L155 76ZM68 79V78H67ZM152 79V78H151ZM153 80V79H152ZM157 80H159V79H157ZM163 80V79H162ZM38 81V80H37ZM37 81L35 82L36 84H37ZM154 81H155V79H154ZM160 81V80H159ZM164 81V80H163ZM162 81V82H163ZM151 82V81H150ZM137 84H138V82H136ZM139 83H141V82H139ZM144 83H148V82H143V84ZM34 85V88H35V86H37V85ZM133 84V83H132ZM142 84V83H141ZM39 85V84H38ZM134 85H135V83H134ZM147 85V84H146ZM149 85H151V84H149ZM161 85V84H160ZM145 86V85H144ZM152 86H154V84L152 85ZM152 86H150V87H152ZM157 86V85H156ZM161 86V87H162ZM133 87H135V86H133ZM132 87V88H133ZM138 87V86H137ZM148 87V86H147ZM158 87V86H157ZM160 87V86H159ZM37 88V87H36ZM146 88V87H145ZM145 88H144V90L143 91H145ZM149 88V87H148ZM37 89H39V88H37ZM47 89V88H46ZM66 90H67V88H65ZM90 89V88H89ZM138 89V88H137ZM147 89V88H146ZM149 89H151V88H149ZM149 89H147V90H149ZM158 89H160V88H158ZM34 92L36 91V90H34V89H32ZM49 90V89H48ZM86 90H88V88L86 89ZM122 90V89H121ZM123 90H126V89H124L123 88ZM131 90V89H130ZM132 90H134L135 91V89H132ZM147 90H146V92H147ZM152 90V89H151ZM153 90H154V88H153ZM40 90H38V92H39ZM116 91V90H115ZM139 91H141V89H139ZM143 91H141V92H143ZM29 92V91H28ZM88 92V91H87ZM91 92H93V91H91ZM123 92V91H122ZM126 92H127V90H126ZM125 92V93H126ZM131 92V91H130ZM130 92H129V94H127V95H124V96H127V99H128V101L130 102L131 100H132V96H131V94H130ZM152 92V91H151ZM37 93V92H36ZM125 93H123V94H125ZM134 93V92H133ZM143 93H145V92H143ZM149 93V92H148ZM155 93V92H154ZM159 93H160V91H159ZM86 94V93H85ZM121 93L119 92V95H120ZM123 94H122V96H123ZM156 94H157V92H156ZM2 95H1V97H2ZM36 95V94H35ZM88 95V94H87ZM94 95V94H93ZM134 95H137V94H135L134 93ZM145 95V94H144ZM143 95V96H144ZM147 95V94H146ZM149 95H150V93H149ZM148 95V96H149ZM28 96V95H27ZM33 96V95H32ZM90 96H91V94H90ZM141 96V95H140ZM143 96H141V98L143 97ZM159 96V95H158ZM23 96H21V98H22ZM66 97V96H65ZM87 98V96L86 95H84V96H82V98ZM116 97H118V96H116ZM153 97V96H152ZM155 97V96H154ZM153 97V98H154ZM24 98H26V97H23V99ZM95 98H97V96L95 97ZM119 98V97H118ZM137 98H138V95H137ZM145 99H146V97H144ZM149 98V97H148ZM147 98V99H148ZM152 98V99H153ZM36 99V98H35ZM67 99V100H68ZM79 99V98H78ZM116 99V98H115ZM139 99H140V97H139ZM143 99V98H142ZM151 99V98H150ZM151 99V101H153ZM154 99V100H155ZM84 101H87V100H85V99H83ZM118 100V99H117ZM117 100H115V101H117ZM136 100V99H135ZM134 100V101H135ZM2 101H0L1 103H2ZM24 101V100H23ZM79 101V100H78ZM83 101V102H84ZM127 101V102H128ZM133 100H132V104H133V102H134ZM149 101V100H148ZM114 102V101H113ZM119 102V101H118ZM122 102H123V100H122ZM125 102V101H124ZM126 102V103H127ZM69 103V104H70ZM79 103V102H78ZM88 103V102H87ZM131 103V102H130ZM140 103V102H139ZM141 103H143L142 101H141ZM146 103V102H145ZM145 103H143L144 105H145ZM23 104V103H22ZM67 104V103H66ZM73 104V103H72ZM81 104H82V102H81ZM80 104V105H81ZM85 104V103H84ZM83 104V105H84ZM115 103H114V106L116 105ZM135 104V103H134ZM136 104H138L137 102H136ZM149 104H147V105H149ZM142 105V104H141ZM146 105V106H147ZM73 106V105H72ZM82 106V105H81ZM80 106V107H81ZM84 106H86V105H84ZM136 106V105H135ZM3 107V106H2ZM116 107V106H115ZM134 107V106H133ZM132 107V108H133ZM142 107H143V105H142ZM145 107V106H144ZM23 108V107H22ZM85 108V107H84ZM83 107H82V109H84ZM135 108V107H134ZM146 108V107H145ZM117 109V110H118ZM139 109V108H138ZM141 109V108H140ZM140 109L137 111V113L140 111ZM148 109V110H149ZM91 110V109H90ZM89 110V111H90ZM117 110H115V111H117ZM143 110H146V109H144L143 108ZM148 110H146V111H148ZM1 111V110H0ZM1 111V112H2ZM86 111V110H85ZM111 111V110H110ZM114 111V112H115ZM142 112H145V111H142ZM22 113H23V111H22ZM115 113H118V112H115ZM93 114V113H92ZM110 114H111V112H110ZM22 115V114H21ZM144 115V114H143ZM147 116H146V120H147V118H148V115H151L150 113L149 114H146ZM108 116H110V115H108ZM117 116H118V114H117ZM117 116H116V118H117ZM139 116V117H138ZM153 116V115H152ZM158 116H161V117H158ZM98 117V116H97ZM111 117H112V115H111ZM143 117H145V116H143ZM151 117V116H150ZM27 118V117H26ZM112 118H115V117H112ZM120 118V117H119ZM142 118V117H141ZM140 118V119H141ZM153 118V117H152ZM195 119V121H194V119ZM191 120V119H193V121L194 122H192V123H187V121L188 120ZM26 120V119H25ZM110 120H112L111 118H110ZM121 120V119H120ZM144 120V119H143ZM189 120V121H190ZM15 121V120H14ZM113 121V120H112ZM111 121V122H112ZM117 121H118V118H117ZM141 121H142V119H141ZM20 122V121H19ZM119 122V121H118ZM142 122H145V120L144 121H142ZM113 123V122H112ZM117 122H115L113 125H115ZM134 123H136L137 125H138V127L139 128H137V126H136V128H135V124ZM229 123V124H228ZM111 124V123H110ZM109 124V125H110ZM120 124H122V123H120ZM120 124H116V125H120ZM132 124H134L133 126H131ZM144 124H146V123H144ZM149 124V123H148ZM164 124V125H163ZM226 124L228 125V126H226ZM3 125V126H4ZM147 125V124H146ZM159 125H161V127L159 126ZM126 126V127H127ZM144 126V125H143ZM163 126V127H162ZM34 127V126H33ZM113 127V126H112ZM121 127V126H120ZM123 127V126H122ZM121 127V129H123ZM148 127V126H147ZM153 127V126H152ZM165 127V128H164ZM1 128H3V127H1ZM115 127H113L112 129H114ZM140 128H141V131H143V135L141 136L140 135V132L141 131H139L140 130ZM9 129H7V130H9ZM116 129H117V127H116ZM116 129H114V130H116ZM119 129V128H118ZM151 129V128H150ZM150 129H147L146 128V130L145 131H150ZM230 129V128H229ZM235 130H236V128H234ZM6 130V129H5ZM110 130V129H109ZM152 130V129H151ZM228 130V129H227ZM226 130V131H227ZM231 130V129H230ZM238 130V129H237ZM108 131V130H107ZM106 131V134L109 132H107ZM180 131H181V129H180ZM233 131V129L231 130V131H229V132H232ZM116 132V131H115ZM228 132V131H227ZM229 132H228V134H229ZM234 132V131H233ZM110 133H113V132H110ZM110 133H108V134H110ZM117 133H121V132H117ZM116 133V134H117ZM165 133V132H164ZM169 133V134H170ZM226 133V132H225ZM256 133V132H255ZM5 134H7V133H5ZM5 134H3V138H4V135ZM105 134V133H104ZM107 134V135H108ZM115 134V133H114ZM114 134H112V136L114 135ZM122 134V133H121ZM124 134V135H125ZM172 134V133H171ZM232 134V133H231ZM234 134H236L237 136H238V134H237V132H235ZM10 135V134H9ZM106 135V136H107ZM120 135V134H119ZM119 135H118V137H119ZM123 135V136H124ZM125 135V136H126ZM181 135V134H180ZM7 136V135H6ZM97 136V135H96ZM106 136H104V137H106ZM126 136V137H127ZM164 136V135H163ZM169 138H170V136L169 135H167ZM166 136V137H167ZM172 136V135H171ZM222 136V135H221ZM227 136V135H226ZM252 136H253V134H252ZM254 136H255V134H254ZM99 137V136H98ZM104 137H102L101 136V139L100 140H102L103 141V138ZM115 137V136H114ZM117 137V138H118ZM165 137V136H164ZM218 137V136H217ZM216 136H215V139L217 138ZM234 137V136H233ZM249 137H251V136H249ZM7 138V137H6ZM10 138V137H9ZM95 138V137H94ZM108 138V137H107ZM113 138V137H112ZM116 138V137H115ZM116 138V139H117ZM122 138V137H121ZM128 138V137H127ZM173 138V137H172ZM170 139L169 140V144H170V141L171 140H173V139ZM177 138V137H176ZM175 138V139H176ZM181 138H182V136H181ZM180 138V139H181ZM209 138H207V139H209ZM223 138V137H222ZM228 138H230V137H228ZM236 139H237V137H235ZM234 138V139H235ZM242 138H240V139H242ZM98 139V138H97ZM108 139H111V135H110V138H108ZM107 139V140H108ZM124 139V138H123ZM122 139V140H123ZM161 139V140H160ZM167 139V138H166ZM183 139V138H182ZM218 139V138H217ZM216 139V140H217ZM236 139H235V141H236ZM100 140H97V141H100ZM104 140H105V138H104ZM106 140V141H107ZM121 140V139H120ZM127 140V139H126ZM204 140V141H203ZM213 140V142H214V139H212ZM220 140V139H219ZM219 140H217L216 142L218 143V141ZM233 140V139H232ZM238 140V139H237ZM248 140V139H247ZM254 140V139H253ZM8 141V139L6 140V142ZM114 141H116V140H114ZM176 140H174V142H175ZM177 141H179V139L177 140ZM195 141V140H194ZM206 141H209V140H206ZM238 141H240V140H238ZM96 142V141H95ZM119 142V141H118ZM162 142H163V140H162ZM179 142H181V140L179 141ZM197 142V144H198V142L199 141H196ZM215 142V143H216ZM237 142V141H236ZM248 141H245V143H247ZM1 143V142H0ZM98 143V142H97ZM101 143H104V141L103 142H101ZM106 144H107V142H105ZM110 144H111V142H109ZM108 143V144H109ZM113 143V145H114V142H112ZM164 143V142H163ZM162 143V144H163ZM182 144H183V140H182V142H181ZM191 143V142H190ZM190 143H188L189 144V146H190ZM192 143H195V142H192ZM207 143H209V142H206V145H207ZM211 143H212V141H211ZM210 143V144H211ZM215 143H214V145H215ZM241 143V142H240ZM244 143V142H243ZM251 143H253V142H249V143H247L248 145L250 144L251 145ZM107 144V145H108ZM109 144V145H110ZM161 144V143H160ZM167 144V143H166ZM172 144H173V142H172ZM171 144V145H172ZM176 144H178V142L177 143H175L174 145H176ZM205 144V143H204ZM7 145V144H6ZM100 145V147H103V146H101V144H99ZM113 145H111V147L109 148V147H107V148H109V149H111V150H109V151H112L113 152V150L114 149H112V146ZM174 145H172V146H174ZM185 145V144H184ZM187 145V144H186ZM186 145L184 146V147H186ZM196 145V144H195ZM211 145H213V144H211ZM213 145V146H214ZM242 145V144H241ZM244 145V144H243ZM249 145V146H250ZM254 145V144H253ZM96 146H98L97 144H96ZM106 146V145H105ZM104 146V147H105ZM115 146V145H114ZM169 146V145H168ZM179 146V145H178ZM177 146V147H178ZM183 146V145H182ZM188 146V147H189ZM194 145H192V147H193ZM204 146V145H203ZM5 147V146H4ZM163 147H165V144L163 145ZM175 147V146H174ZM183 147V148H184ZM187 147V148H188ZM198 147V146H197ZM200 147V146H199ZM198 147V148H199ZM209 147V146H208ZM215 147H216V145H215ZM243 147V146H242ZM241 147V148H242ZM114 148V147H113ZM132 148L130 149V152L129 153H131V150H132ZM158 148H159V150H158ZM161 148H162V146H161ZM172 148V147H171ZM170 148V149H171ZM180 148V147H179ZM182 148V147H181ZM183 148H182V150H183ZM194 148V147H193ZM192 148V149H193ZM201 148H203V147H201ZM210 148H213V147H211L210 146ZM252 148H249V149H251L252 150ZM97 149H99L98 147H97ZM117 149H118V147H117ZM163 149V148H162ZM162 149H161V151H162ZM165 150H166V148H164ZM169 149V150H170ZM174 149V148H173ZM175 149H176V147H175ZM178 149V148H177ZM185 149V148H184ZM190 149H191V146H190ZM204 149H206V148H204ZM209 149V148H208ZM207 149V150H208ZM68 150H69V148H68ZM100 150V149H99ZM119 150V149H118ZM117 150V152H119ZM165 150H164V152H165ZM180 150V149H179ZM186 150V149H185ZM195 150H197V149H195ZM199 150V149H198ZM197 150V151H198ZM200 150H203V149H200ZM220 150V149H219ZM218 150V151H219ZM252 150V151H253ZM101 151V150H100ZM99 151V152H100ZM102 151H105V148H104V150H103V148H102ZM106 151H108L107 149H106ZM138 151V152H137ZM171 151V150H170ZM175 151V150H174ZM174 151L172 152V153H174ZM181 151V150H180ZM184 151V150H183ZM183 151H182V153H183ZM191 151V150H190ZM192 151H194V149L192 150ZM206 151V150H205ZM211 151V150H210ZM247 151H248V149H247ZM70 152V151H69ZM120 152V153H121ZM132 154H134V151L132 150ZM175 152H177V151H175ZM200 152V151H199ZM253 152H255V151H253ZM71 153V152H70ZM69 153V154H70ZM88 153V152H87ZM96 153H97V151H96ZM102 153V152H101ZM108 153V152H107ZM106 153V155L108 156V154L109 153H111V152H109L108 154ZM119 153V154H120ZM123 153H125V152H123ZM170 154H168L169 156L171 155V152H169ZM178 153V152H177ZM176 153V154H177ZM189 153V152H188ZM193 153V152H192ZM89 154V153H88ZM99 155H100V153H98ZM112 154V153H111ZM118 154V153H117ZM122 154V153H121ZM120 154V155H121ZM160 154V153H159ZM162 154H166V153H162ZM251 154V153H250ZM101 155H103V154H101ZM100 155V156H101ZM116 155V154H115ZM123 155V154H122ZM131 155V154H130ZM114 156V155H113ZM117 156V155H116ZM115 156V157H116ZM126 156V155H125ZM134 156V155H133ZM138 156V155H137ZM155 156V157H154ZM161 156V155H160ZM172 156H173V154H172ZM172 156H171V158H172ZM185 156V155H184ZM219 156V155H218ZM111 157V156H110ZM110 157H108L109 159H110ZM115 157L114 158H111V160H113V159H115ZM124 157V156H123ZM147 157H146V159H147ZM150 157V156H149ZM159 157V156H158ZM83 158H85V157H83ZM82 158V160H85V159H83ZM102 158H104V156L102 157ZM117 158V157H116ZM119 158V157H118ZM120 158H122V157H120ZM119 158V159H120ZM160 158V157H159ZM168 158V157H167ZM167 158H166V160H167ZM90 159V158H89ZM107 159V158H106ZM118 159V160H119ZM127 159H129V157L127 158ZM136 159H139V158H136ZM162 159V158H161ZM161 159H159L160 160V162H161ZM176 159V158H175ZM174 159V160H175ZM252 159V158H251ZM254 159V158H253ZM258 159V158H257ZM75 160V159H74ZM80 160V159H79ZM91 160V159H90ZM93 160V159H92ZM92 160L90 161V162H92ZM95 160V159H94ZM99 160V159H98ZM140 160V159H139ZM145 160V159H144ZM147 160H149V159H147ZM147 160H145V161H147ZM164 160H165V157H164ZM173 159H169V160H167V161H172ZM211 160V159H210ZM76 161V160H75ZM77 161H78V159H77ZM88 161V159L86 160V162ZM96 161H97V159H96ZM95 161V162H96ZM107 161H109V160H107ZM127 161V160H126ZM126 161H124V160H121L120 159V161H119V163H117L118 165H120V167L122 168V174H123V171H125V178H126V181H127V183H128V189L130 190V191H133V192H135V195L137 196V198H138V203L140 204V206H144L145 205V201H146V198H151V197H147V192H148V189H147V187L146 186H143L140 182H138V180H137V174H136V169H134L135 168V166H136V164L135 165H129L128 163H126ZM129 161V160H128ZM131 161V160H130ZM137 161V160H136ZM166 161V162H167ZM212 161H213V159H212ZM80 162H81V160H80ZM89 162V163H90ZM111 162V161H110ZM115 162V160L113 161V163ZM134 162V161H133ZM213 162H215V161H213ZM81 163H83V162H81ZM89 163L87 162L86 164H87V167H89L88 165H89ZM99 163H100V161H99ZM116 163V162H115ZM130 163V162H129ZM134 163H136V162H134ZM144 163H146V162H143V164ZM161 163H164V162H161ZM160 163V164H161ZM171 163V162H170ZM218 163V162H217ZM64 164H65V166H69V168L67 167V169H66V167H65V170H64ZM72 164V170L74 169V163H71ZM83 164H85V163H83ZM83 164H81V165H83ZM96 164V163H95ZM94 164V165H95ZM112 164V163H111ZM158 164V163H157ZM91 165V164H90ZM96 165H98V162H97V164ZM100 165H103L102 164V162L98 165V166H100ZM104 165H107L106 167H108V163L106 162H104ZM140 165H141V167H142V164H141V161H140ZM139 165V166H140ZM147 165V164H146ZM165 166H166V164H164ZM212 165V164H211ZM213 165H215V164H213ZM253 165V164H252ZM255 165V164H254ZM259 165H261V164H259ZM77 166V165H76ZM86 166V165H85ZM148 166V165H147ZM162 166V165H161ZM169 166V165H168ZM217 166V165H216ZM216 166H214L212 169H211V171H209V173H207L206 175V179H204V177H203V180H205V182H204V184H203V186H201V188L199 189V187H198V190H195V191H192L191 193H186V194H184V192H183V195H180V201L179 202H177L176 200V202H167L165 205H163V206H161L158 210H157V213H155V214H150V215H148L149 217H148V222L147 223H145L144 225H143V227H141L142 229H141V234H140V230L139 231H135L136 233L137 232H139V234H140V236L144 239L143 241L145 242L144 243V245H143V247L140 249V250H137V248H135L134 250L133 249H131V251L130 250H127V251H130V254H131V257L130 258H128V259H130V263L129 264H181L180 262L182 261V255H183V251L185 250L184 249V247L186 246V244H194L195 246L197 245V246H202V245H204L207 241L206 240H208V239H206L205 240V237L206 236H204L205 234H204V230L202 229V227H201V221L203 220V218L205 219V217L208 215V214H210V212L211 213H213V212H216V213H221L222 215H223V217H226L227 219L228 218H233V216H234V213H233V210L231 209V207L226 203V199H227V197H228V195H229V192H230V188L232 187V184L233 183H235V181H237L238 179V177L236 176V174H235V171L233 172V170L231 171V170H227V169H224V168H218V167H216ZM249 166V165H248ZM262 166V165H261ZM80 167V166H79ZM78 167V168H79ZM86 167V168H87ZM115 167V166H114ZM120 167L118 168V170L120 169ZM136 167H138V166H136ZM146 167V166H145ZM222 167V166H221ZM78 168H77V170H78ZM85 168V167H84ZM85 168V170H87ZM99 168H101V166L99 167ZM104 169H105V167H103ZM138 168H140V167H138ZM137 168V169H138ZM155 168V167H154ZM253 168V167H252ZM76 169V168H75ZM80 169H81V167H80ZM89 170H91V168L89 167L88 168ZM95 169H96V167H95ZM95 169L94 170H92V171H95ZM108 169H109V167H108ZM115 169H117V166H116V168ZM145 169V168H144ZM156 169V168H155ZM77 170H76V172L75 173H77ZM84 170V169H83ZM102 170V169H101ZM147 170V169H146ZM146 170H143V172L144 171H146ZM158 170V169H157ZM155 171V172H158V171ZM4 171H6V170H4ZM70 171V170H69ZM74 171V170H73ZM68 172V173H74V172ZM80 171V170H79ZM99 171V170H98ZM105 171H107L108 172V170H107V168H106V170ZM110 171H112V170H110ZM115 172H116V170H114ZM138 171H139V169H138ZM137 171V172H138ZM142 171V170H141ZM141 171H139V173L141 172ZM205 171V170H204ZM7 172V171H6ZM90 172V171H89ZM97 172V171H96ZM106 172V173H107ZM9 173H11L10 171H9ZM84 173V172H83ZM86 173V172H85ZM91 173V172H90ZM92 173H94V172H92ZM99 173H101V171L99 172ZM103 173H104V171H103ZM113 173V172H112ZM121 173V172H120ZM147 173V172H146ZM178 173V172H177ZM87 174V173H86ZM110 174V173H109ZM115 174V173H114ZM170 174V173H169ZM66 175V174H65ZM67 175H69V174H67ZM84 175V174H83ZM82 175V176H83ZM88 175V174H87ZM97 175V174H96ZM96 175H93L92 174V177L93 176H96ZM100 175V174H99ZM98 175V176H99ZM111 175V174H110ZM117 175V174H116ZM115 175V177H117ZM147 175V174H146ZM11 176V175H10ZM11 176V177H12ZM89 176V175H88ZM103 176V175H102ZM138 176H139V174H138ZM141 176V175H140ZM143 176V175H142ZM158 176V175H157ZM76 177V176H75ZM105 178L107 177L108 178V176L106 175V176H104ZM112 177H114V175L112 176ZM156 177V176H155ZM240 177V176H239ZM49 178V179H48ZM68 178V177H67ZM67 178H66V180H67ZM72 178V177H71ZM74 178V177H73ZM83 178H85L84 176H83ZM88 177H86L85 179H87ZM95 178H97V177H95ZM94 178V180L96 181V180H98V178L97 179H95ZM99 178H101V177H99ZM202 178V177H201ZM50 179V180H51ZM69 179H70V177L68 178V181H69ZM75 179H77V178H75ZM74 179V180H75ZM88 179H92V178H88ZM110 179V178H109ZM114 179V178H113ZM117 179V178H116ZM138 179H139V177H138ZM161 179V178H160ZM166 179V178H165ZM237 179V180H236ZM65 180V179H64ZM65 180V181H66ZM73 180V181H74ZM93 180V181H94ZM101 179H99V181H100ZM103 183H105V180H107V179H104L103 178ZM118 180H120V178H118ZM123 180V179H122ZM144 180V179H143ZM148 180V179H147ZM154 180H155V178H154ZM163 180H164V178H163ZM168 180V179H167ZM63 181V180H62ZM72 180L70 179V182H71ZM91 181V180H90ZM99 181H97V182H99ZM111 181V180H110ZM109 181V182H110ZM115 181V180H114ZM121 181V180H120ZM125 181V180H124ZM166 181V180H165ZM50 182L48 183V184H50ZM75 182V181H74ZM108 182V181H107ZM12 183V182H11ZM45 183H46V181H45ZM57 183V182H56ZM114 183L116 184V182H113V185H114ZM184 183V182H183ZM8 184V183H7ZM44 184V183H43ZM48 184H47V187H49L48 186ZM61 184H63V182L61 183ZM66 184V183H65ZM70 184V183H69ZM72 184V183H71ZM74 184V183H73ZM93 184V183H92ZM101 183H99V185H100ZM117 184H119V183H117ZM146 184V183H145ZM147 184H148V182H147ZM154 184H157V183H153V185ZM163 184V183H162ZM176 184V183H175ZM9 185H10V182H9ZM8 185V187H10ZM13 185V184H12ZM57 185V184H56ZM55 185V186H56ZM67 185V184H66ZM94 185V184H93ZM98 185V184H97ZM98 185V186H99ZM106 187H108L109 188V185L111 186V183L110 184H108V186L106 185V184H104ZM121 185V184H120ZM125 185V184H124ZM151 184H149V186H150ZM193 185V184H192ZM51 186V185H50ZM53 186V185H52ZM54 186V187H55ZM59 186V185H58ZM63 186V185H62ZM70 186V185H69ZM69 186H67V187H69ZM81 186V185H80ZM92 186V185H91ZM104 186V187H105ZM116 186V188H117V185H115ZM122 186H123V184H122ZM155 186V185H154ZM162 186V185H161ZM167 186V185H166ZM169 186H171V185H169ZM188 186V185H187ZM5 187H7V185L5 186ZM12 187V186H11ZM14 187V186H13ZM41 187V186H40ZM47 187H44V189L45 188H47ZM66 187V186H65ZM66 187V188H67ZM74 187V186H73ZM82 187H83V185H82ZM119 187V186H118ZM121 187V186H120ZM151 187V186H150ZM168 187V186H167ZM172 187H173V185H172ZM180 186H178V188H179ZM14 188H16V187H14ZM58 188V187H57ZM62 188V187H61ZM60 188V189H61ZM63 188H64V186H63ZM66 188H64V189H66ZM69 188H72V187H69ZM68 188V189H69ZM77 188V187H76ZM83 188H85V186L83 187ZM94 188V187H93ZM108 188H105V189H108ZM115 188V187H114ZM114 188H109V189H114ZM177 188V189H178ZM181 188V187H180ZM19 189H21V188H19ZM43 189V188H42ZM64 189H62V191H65ZM96 189V188H95ZM97 189H100V188H97ZM96 189V190H97ZM102 189V188H101ZM122 189V188H121ZM160 189V188H159ZM168 189V188H167ZM173 189H174V187H173ZM176 189V190H177ZM6 190V189H5ZM12 190H14V189H12ZM25 190V189H24ZM40 190V189H39ZM58 190H59V188H58ZM87 190H89V189H87ZM91 190V189H90ZM115 190V189H114ZM128 190V191H129ZM154 190H155V188H154ZM153 190V191H154ZM171 190V189H170ZM176 190H174L175 192H176ZM179 190V189H178ZM184 190H186V189H184ZM188 190V189H187ZM241 190V189H240ZM6 191H9V189L8 190H6ZM15 191V190H14ZM32 191V190H31ZM45 191V190H44ZM66 191H67V189H66ZM66 191L64 192V193H66ZM74 191V190H73ZM80 191H81V189H80ZM84 191H86V190H84ZM95 191V190H94ZM99 191V190H98ZM123 191V190H122ZM180 191V190H179ZM190 190H188V192H189ZM232 191V190H231ZM27 192V191H26ZM42 192V191H41ZM48 192V191H47ZM68 193H69V191H67ZM89 192V191H88ZM104 192V191H103ZM103 192H101V193H103ZM107 192V191H106ZM111 192H112V190H111ZM124 192V191H123ZM132 192V193H133ZM162 192V191H161ZM169 192V191H168ZM186 192V191H185ZM233 192V191H232ZM8 193H10V192H8ZM16 193H17V191H16ZM19 194L21 193L20 192V190H19V192H18ZM28 193V192H27ZM32 193V192H31ZM27 194L28 196H30V195H32L31 197L33 198V194ZM35 193V192H34ZM40 193V192H39ZM63 192L60 194V191H59V194L61 195V196H59V197H63L62 196V194H64ZM83 193V192H82ZM109 193V192H108ZM125 193V192H124ZM132 193H130V194H132ZM153 193V192H152ZM151 193V194H152ZM177 194H178V192H176ZM26 194V193H25ZM37 194V193H36ZM40 194H43V192L42 193H40ZM39 194V195H40ZM70 194V193H69ZM68 194V195H69ZM83 194H85V193H83ZM100 194V193H99ZM98 193H97V196L99 195ZM107 194V193H106ZM106 194L104 193V196L105 197H102V199H100V201L102 202H100V204H106L107 203V201H109V200H113V199H109L110 198V193L108 194L109 195V198H108V196H106ZM114 194V193H113ZM116 195H117V193H115ZM119 194V193H118ZM120 194H123V193H121L120 192ZM119 194V195H120ZM127 194H128V192H127ZM148 194H150V193H148ZM180 194V193H179ZM182 194V193H181ZM38 195V196H39ZM49 195V194H48ZM66 194H64V196H65ZM89 195H91V197H89L88 195H87V193L84 195V197H83V199L84 200H86V201H88V200H91V201H93V200H95V198H93L92 199V194L90 193ZM119 195H118V197L117 198H119ZM125 196H128V195H126V194H124ZM124 195H122V197L121 198H124L125 196ZM157 195V194H156ZM162 195V194H161ZM166 195V194H165ZM231 195H232V193H231ZM6 196V195H5ZM14 196V195H13ZM22 196V195H21ZM25 196V195H24ZM55 196V195H54ZM83 196V195H82ZM81 196V197H82ZM103 196V195H102ZM124 196V197H123ZM153 196H155V195H153ZM178 196V195H177ZM230 196V195H229ZM7 197V196H6ZM9 197V196H8ZM16 197V196H15ZM36 197H37V195H36ZM36 197H35V195H34V198H33V200L34 199H36ZM43 197V196H42ZM41 197V198H42ZM50 197V196H49ZM67 197V196H66ZM68 197H70V195L68 196ZM95 197V196H94ZM99 197H101L100 195H99ZM114 198V196H111V198ZM130 197V196H129ZM133 197V196H132ZM132 197H131V199H130V201L132 200ZM13 198V197H12ZM32 198L30 199V202H31V200H32ZM44 198H45V196H44ZM54 198V197H53ZM53 198H48V199H50L51 201L52 200H55V198L53 199ZM56 198H58V197H56ZM64 198V197H63ZM62 198V199H63ZM73 198V197H72ZM98 198V197H97ZM154 198V197H153ZM167 198V197H166ZM173 198V197H172ZM4 199V198H3ZM16 199V198H15ZM20 199V198H19ZM23 199V198H22ZM26 199V198H25ZM61 199V198H60ZM61 199V200H62ZM80 199V198H79ZM115 199V198H114ZM126 199V198H125ZM125 199H123V200H125ZM133 199H134V197H133ZM155 199V198H154ZM169 199V198H168ZM230 199V198H229ZM12 201L14 200V199H11ZM10 199H9V201H11ZM37 200H38V198H37ZM44 200H47V199H44ZM118 200V199H117ZM150 201H151V199H149ZM163 200H165V199H163ZM232 200V199H231ZM4 201H6V199L4 200ZM8 201V202H9ZM12 201L10 202V203H12ZM51 201H50V203H51ZM56 201V200H55ZM64 201V200H63ZM91 201H89L88 203H90ZM96 201H98V200H96ZM116 201V200H115ZM120 201V200H119ZM118 201V202H119ZM127 201V200H126ZM129 201V200H128ZM132 201H134V200H132ZM157 201V200H156ZM159 201V200H158ZM157 201V202H158ZM228 201H230V200H228ZM20 202H21V200H20ZM24 202V201H23ZM25 202H26V200H25ZM47 202V201H46ZM53 202V201H52ZM57 202V201H56ZM61 202V201H60ZM65 202V201H64ZM64 202H62L61 204H64ZM67 202V201H66ZM66 202H65V205H66ZM70 202V200L67 202V203H69ZM82 202H84V201H82ZM123 202V201H122ZM0 203H2V200H1V202ZM9 203V204H10ZM27 203H29V202H27ZM26 203V205H28ZM32 203V202H31ZM34 203V202H33ZM37 203V202H36ZM42 202H39V204H37V205H43V204H45V203H43V204H41ZM53 203H55V202H53ZM58 203H59V201H58ZM71 203V202H70ZM69 203V204H70ZM74 203V202H73ZM72 203V204H73ZM80 203H81V200H80ZM96 203H98V202H96ZM110 203V202H109ZM120 204H122L121 203V201L119 202ZM124 203V202H123ZM128 203V202H127ZM131 203V202H130ZM149 203V202H148ZM153 203H154V201H153ZM152 203V204H153ZM156 203V202H155ZM160 203V202H159ZM158 203V204H159ZM163 203H165V202H163ZM6 204H7V202H6ZM12 204H14V203H12ZM12 204H11V206L10 207H13L12 206ZM18 204H19V202H18ZM30 204V203H29ZM47 205H48V203H46ZM52 204V203H51ZM55 204H57V203H55ZM61 204H60V206H61ZM71 204V205H72ZM75 204V203H74ZM82 204V203H81ZM81 204H78V205H80V206H82ZM99 204V205H100ZM129 204V203H128ZM135 204V203H134ZM137 204V203H136ZM232 204V203H231ZM1 205H4V203L3 204H1ZM0 205V206H1ZM16 205V204H15ZM21 205V204H20ZM25 204H24V208H25V206H26ZM31 205V204H30ZM37 205H35V206H37ZM50 205V204H49ZM96 204L94 203V208L96 207L95 206ZM107 205H108V203H107ZM113 205V204H112ZM9 206V205H8ZM19 206V205H18ZM22 207H23V205H21ZM21 206H19V207H21ZM29 206V205H28ZM44 206V205H43ZM52 206L53 205H51V208H52ZM57 206V208H58V205H56ZM67 206H68V204H67ZM83 206H85V205H83ZM88 206H90V205H88L87 204V208H88ZM92 206V205H91ZM106 206V205H105ZM105 206H104V208H105ZM111 205H109V207H110ZM120 206H122V205H120ZM124 206V205H123ZM126 206V205H125ZM147 206V205H146ZM152 207H153V205H151ZM208 207L209 209H205V207ZM233 206V205H232ZM5 207V206H4ZM4 207H3V209H4ZM7 207V206H6ZM5 207V208H6ZM15 207V206H14ZM27 207V206H26ZM38 207V206H37ZM47 207V206H46ZM49 207V206H48ZM54 207V206H53ZM65 207V206H64ZM71 207V206H70ZM73 207V206H72ZM71 207V208H72ZM86 207V206H85ZM100 207V206H99ZM112 207V206H111ZM111 207H110V210H111ZM114 207H115V205H114ZM116 207H117V205H116ZM133 207H135V205L133 206ZM149 207V206H148ZM28 209H31V211H33L32 210V208H29V207H27ZM36 208V207H35ZM35 208H33V209H35ZM60 208V207H59ZM74 208V207H73ZM73 208H72V210H73ZM102 208V207H101ZM108 208V207H107ZM113 208V207H112ZM120 209H121V207H119ZM123 208V207H122ZM124 208H126V207H124ZM138 208V207H137ZM144 208H145V206H144ZM153 208H156V207H153ZM152 208V209H153ZM233 208V207H232ZM20 209H22V208H20ZM19 209V210H20ZM27 209V210H28ZM39 209L41 210V208L39 207ZM44 210L46 209V208H43ZM42 209V210H43ZM67 209H68V207H67ZM142 209V208H141ZM149 209V208H148ZM2 210V209H1ZM7 210H8V208H7ZM10 210H13V209H10ZM17 210V209H16ZM19 210H17L18 211V213H19ZM25 210V209H24ZM27 210H25V211H23L26 215H27ZM39 210V211H40ZM47 210V209H46ZM49 210V209H48ZM53 210H55L56 211V208L55 209H53ZM52 210V211H53ZM60 210H62V209H60ZM91 210H93L92 208H91ZM102 210V209H101ZM116 210V209H115ZM114 210V212H115V214H116V211ZM133 210V209H132ZM135 210H136V208H135ZM155 210V209H154ZM153 210V211H154ZM2 211H4L5 213H6V211L5 210H2ZM1 211V212H2ZM29 211V210H28ZM37 213L39 212V211H37V210H35ZM52 211H49L50 213L52 212ZM69 211V210H68ZM67 211V212H68ZM70 211H71V209H70ZM74 211V210H73ZM96 211V210H95ZM98 211V210H97ZM118 211H119V209H118ZM118 211H117V213H118ZM124 209H123V213H124ZM136 211H138V209L136 210ZM142 211V210H141ZM152 211V212H153ZM11 212V211H10ZM10 212H9V214H10ZM45 212V211H44ZM43 212V213H44ZM48 212V211H47ZM49 212L47 213V214H49ZM54 212V211H53ZM61 212V211H60ZM63 212H65V210L63 211ZM92 212V211H91ZM101 212H103V210L101 211ZM107 212H108V210H107ZM110 212V211H109ZM113 212V211H112ZM130 212V211H129ZM139 212V211H138ZM151 212V211H150ZM156 212V211H155ZM17 213V212H16ZM15 213V214H16ZM29 213H30V211H29ZM41 214H43L42 212H40ZM93 213V212H92ZM99 213V212H98ZM134 213H136V212H134ZM8 213H7V215L6 216H9L10 217V215H9ZM21 214H22V212H21ZM40 214V215H41ZM68 214V213H67ZM101 214V213H100ZM112 214H114V213H112ZM111 214V212H110V214L109 215H112ZM137 214V213H136ZM14 215V214H13ZM17 215V214H16ZM20 215V214H19ZM19 215H17V217L19 216ZM30 215V214H29ZM40 215H39V213L37 214V216H39L40 217ZM50 215V214H49ZM54 215V214H53ZM63 215H66V213L65 214H63ZM62 215V216H63ZM71 215V214H70ZM70 215L68 216V217H70ZM95 215H96V213H95ZM94 215V216H95ZM104 216H105V214H103ZM103 215H101V216H103ZM107 215V214H106ZM120 214H116V217L117 216H119ZM122 215V214H121ZM138 216L139 215H141V213L140 214H137ZM137 215H135V216H137ZM211 215V214H210ZM31 216H32V214H31ZM44 216H46V215H44ZM44 216H42V218H44ZM61 216V215H60ZM93 216V215H92ZM98 216H99V214H98ZM104 216H103V218H104ZM124 216H126L125 214H124ZM128 216V215H127ZM132 216V215H131ZM212 216V215H211ZM214 216V215H213ZM217 216V215H216ZM16 217V216H15ZM20 217H22V215L20 216ZM39 217H38V219H39ZM47 217H48V215H47ZM59 217V216H58ZM97 217V216H96ZM128 217H130V214H129V216ZM127 217V218H128ZM146 217V216H145ZM209 217V216H208ZM218 217H220V216H218ZM217 217V218H218ZM222 217V216H221ZM1 218H2V215H1V217H0V220H1ZM4 218V217H3ZM12 218V217H11ZM25 218V217H24ZM62 218V217H61ZM63 218H65V217H63ZM99 218H101L100 216H99ZM102 218V219H103ZM108 218L109 217H107L106 218V220H107V222H110V221H108ZM115 217L113 216V218L111 217V220L112 219H114ZM123 218V217H122ZM126 218V217H125ZM131 218V217H130ZM129 218V219H130ZM132 218H134V217H132ZM132 218H131V220H132ZM211 218V217H210ZM209 218V219H210ZM214 218V217H213ZM217 218H214V219H217ZM225 218V219H226ZM12 219H16V218H12ZM18 219H19V217H18ZM17 219V220H18ZM21 219V218H20ZM19 219V220H20ZM25 219H27V217L25 218ZM24 219V220H25ZM40 219H41V217H40ZM56 219H58V221H59V218H57V214H56ZM66 219H67V217H66ZM65 219V221H67ZM70 219V218H69ZM68 219V220H69ZM121 219V218H120ZM135 219H138V218H135ZM141 219V218H140ZM144 219V218H143ZM208 219V220H209ZM4 220H6V221H8V220H10V218L9 219H3V221ZM36 220V219H35ZM34 220V221H35ZM42 220V219H41ZM40 220V221H41ZM104 221H105V219H103ZM118 222H120L119 221V219H116ZM124 220V219H123ZM212 220V219H211ZM221 220H222V218H221ZM2 221V222H3ZM13 221V220H12ZM21 221V220H20ZM27 221V220H26ZM30 221V220H29ZM28 221V222H29ZM32 221H33V219H32ZM62 221H63V219H62ZM102 221V220H101ZM100 221V222H101ZM103 221V222H104ZM114 221H115V219H114ZM127 221V220H126ZM125 221V222H126ZM133 221V220H132ZM144 221V220H143ZM213 221H215L216 222V220H213ZM218 221H220V220H218ZM231 221V220H230ZM5 222V221H4ZM3 222V223H4ZM9 223H10V221H8ZM17 222V221H16ZM15 222V225H11V223L10 224H7L6 222V228L8 229V231L7 232H15V231H19V230H15L16 228V224L18 223H16ZM23 222V221H22ZM21 222V223H22ZM27 222V223H28ZM44 222H46V219H45V221ZM112 223H114L113 221H111ZM128 222H130L129 220H128ZM135 222V221H134ZM132 223V225L134 226V224L135 223ZM137 222H140V221H137ZM214 222V223H215ZM227 222V221H226ZM232 222V221H231ZM234 222V221H233ZM236 222V221H235ZM2 223V224H3ZM13 223V222H12ZM33 223V222H32ZM35 223V222H34ZM123 223V222H122ZM212 223V222H211ZM14 224V223H13ZM29 225V227H31L30 226V222L28 223ZM37 223H35V224H33V225H36ZM41 223L39 222V225H40ZM46 224H49L50 225V223L49 222H47ZM56 224V223H55ZM98 224H101V223H98ZM98 224H95L94 223V226H97ZM105 224L107 225V223H106V221H105ZM119 224V223H118ZM136 224H138V223H136ZM143 224V223H142ZM141 224V225H142ZM205 224H206V222H205ZM204 224V225H205ZM210 224V223H209ZM233 224H235V223H233ZM5 224H3V226H4ZM20 225H22V224H20ZM39 225H37L36 227H38ZM51 225H52V223H51ZM50 225V226H51ZM124 225V224H123ZM130 225V224H129ZM129 225H127V226H129ZM0 226H1V224H0ZM2 226V227H3ZM18 226V225H17ZM42 226V225H41ZM47 226L48 225H46V228H47ZM57 226V225H56ZM102 226V225H101ZM104 226V225H103ZM117 226H119V225H117ZM210 226V225H209ZM215 226V225H214ZM213 225L211 226V227H214ZM219 226V225H218ZM229 226H230V224H229ZM20 227V226H19ZM23 225H22V227H20V228H22L23 229ZM25 227H27L26 226V223H25ZM24 227V228H25ZM35 227V228H36ZM54 227V226H53ZM120 227V226H119ZM211 227H208L209 228V230H210V228ZM28 228V227H27ZM32 228V227H31ZM34 228V229H35ZM41 227H39V230H42V229H45V228H42V229H40ZM58 228V227H57ZM73 228V227H72ZM99 228H100V226H99ZM102 228V227H101ZM100 228V229H101ZM106 228V227H105ZM114 228H116V226L114 227ZM125 228H127L126 227V225H125ZM139 228V227H138ZM29 229V228H28ZM37 229V228H36ZM51 229H54V228H51ZM91 229V228H90ZM97 229H98V227H97ZM123 229V228H122ZM122 229H121V231H120V234L119 235H117V238H119V240H122L123 242H124V240H125V238H127V235L129 234V231H125L124 229V232H122ZM128 229V228H127ZM131 229V228H130ZM130 229H128V230H130ZM132 229H133V227H132ZM216 229V228H215ZM15 230V231H14ZM30 230V229H29ZM103 230H104V228H103ZM102 230V231H103ZM105 230H107V229H105ZM104 230V231H105ZM135 230V229H134ZM206 230H208L207 228H206ZM214 229H212L211 231H213ZM21 231V230H20ZM31 231H32V229H31ZM31 231H30V234H32L31 233ZM35 231V230H34ZM53 231V230H52ZM69 231H70V229H69ZM72 231V230H71ZM70 231V233H74V232H71ZM95 231H97L96 229L93 231V232H95ZM112 230H107V231H105V232H103V234H102V232L101 233H97L96 232V234H95V237H96V239H102L103 237H104V235H106L107 234V237H111V238H113V240H111V242L112 243H115V242H113L114 241V238H116V237H114V235L112 236V232H111ZM210 231V232H211ZM37 234H38V230H36L35 231ZM39 232H43V231H39ZM46 232V231H45ZM51 232V231H50ZM91 232V231H90ZM93 232H91V233H93ZM100 232V231H99ZM117 232V231H116ZM134 232V231H133ZM209 232V231H208ZM5 233V232H4ZM12 233H11V235H12ZM53 233H55V231L53 232ZM52 233V234H53ZM131 233V232H130ZM214 233V232H213ZM212 233V234H213ZM233 233V232H232ZM8 234V233H7ZM14 234V233H13ZM44 234V233H43ZM133 234V233H132ZM206 234H208V233H206ZM211 234V235H212ZM215 234V233H214ZM213 234V235H214ZM222 234V233H221ZM220 234V235H221ZM224 234H225V232H224ZM223 234V235H224ZM19 237H18V235L16 236V237H18V238H16V240L17 239H21L20 241L21 242H19V243H21V247L17 250V248L15 249V255L17 256V258H18V260L19 261H17V262H20V263H22V264H25L26 262L25 261H27V260H25L26 258V256L27 255H29L30 257H31V259L32 260H30L28 257V263H29V261H31V263L32 264H37V260H39L40 259V256H41V252L39 253V249L41 248L39 245H38V242H33L29 237L31 236H29V233H28V231L27 230H22L20 233H19ZM35 235V234H34ZM39 235V234H38ZM89 235H94V234H89ZM131 235V234H130ZM129 235V236H130ZM137 235V234H136ZM210 235V236H211ZM219 235V237H221ZM14 236H15V234H14ZM53 236V235H52ZM128 236V237H129ZM134 236V235H133ZM209 236V235H208ZM210 236L208 237V238H210ZM215 236V235H214ZM0 237H1V234H0ZM4 237V236H3ZM21 237V238H20ZM32 237V236H31ZM34 237V236H33ZM39 237H42V236H40L39 235ZM39 237L36 239L37 241H38V239H39ZM49 237H50V235H49ZM94 237V238H95ZM132 237V236H131ZM135 237V236H134ZM2 238V237H1ZM6 238V237H5ZM8 238V237H7ZM14 238V237H13ZM12 238V239H13ZM91 238H93V237H91ZM135 238H139V237H135ZM105 239H107V238H105ZM104 239V240H105ZM131 239V238H130ZM211 239H213L212 237H211ZM210 239V240H211ZM215 239H217V236H216V238H214V241L213 240H211V241H213V242H215V244H216V242H217V244L219 243L218 241H215ZM3 240H5V239H3ZM9 240V239H8ZM11 240V239H10ZM43 240V239H42ZM51 240V239H50ZM117 240V239H116ZM128 240V239H127ZM224 240H226V238H224ZM1 241V240H0ZM40 241V240H39ZM95 241V240H94ZM101 240H99L98 242H100ZM122 241L121 242H119V244H121L122 245ZM140 241H141V239H140ZM206 241V242H205ZM235 241V240H234ZM14 242H16V241H14ZM46 242V241H45ZM53 242V240L51 241V243ZM97 242V243H98ZM103 242V241H102ZM102 242H100L99 244H100V247H101V243ZM110 242V241H109ZM118 242V241H117ZM125 242H127V241H125ZM124 242V243H125ZM133 242V241H132ZM142 242V241H141ZM140 242V243H141ZM208 242H210L209 240H208ZM213 242H212V244H213ZM11 243V242H10ZM51 243H49V244H51ZM106 243V242H105ZM112 243L110 244V245H112ZM136 243V242H135ZM221 243H224V242H221ZM226 243V242H225ZM228 243H229V241H228ZM4 244V243H3ZM2 244V245H3ZM9 244V243H8ZM15 244H17V243H15ZM40 244V243H39ZM53 244V243H52ZM57 244V243H56ZM107 244H108V242H107ZM116 244V243H115ZM118 244V243H117ZM118 244V245H119ZM126 244H128V243H126ZM132 244V243H131ZM137 244V243H136ZM211 244V243H210ZM214 244V245H215ZM227 244V243H226ZM225 244V245H226ZM230 244V243H229ZM238 244V243H237ZM5 245V244H4ZM3 245V246H4ZM11 245V244H10ZM13 245V244H12ZM12 245H11V247H12ZM39 247H38V246ZM41 245H43V244H41ZM114 245V244H113ZM134 245V244H133ZM133 245H131V247L133 246ZM193 245V246H194ZM208 245V244H207ZM207 245H204V246H207ZM218 245H220V244H218ZM218 245H216V247L218 246ZM222 245V244H221ZM220 245V246H221ZM1 246V245H0ZM13 246H15V245H13ZM44 246V245H43ZM50 246H52V245H50ZM53 246H56L55 244L53 245ZM120 246V245H119ZM136 246H138V245H136ZM195 246L193 247V249L195 248ZM210 247H212V245H209ZM223 246V245H222ZM221 246V247H222ZM230 247H231V245H229ZM5 247V246H4ZM10 247V246H9ZM10 247V248H11ZM45 247V246H44ZM43 247V248H44ZM110 247V246H109ZM122 247V246H121ZM135 247V246H134ZM187 247V246H186ZM190 247V246H189ZM220 247V248H221ZM43 248H41L42 250H43ZM46 248V247H45ZM103 248V247H102ZM105 248H106V246H105ZM115 248H117L118 249V247H115ZM128 248H129V246H128ZM218 248H219V246H218ZM218 248H217V251H218ZM219 248V249H220ZM240 248V247H239ZM54 249H55V247H54ZM59 249H61V248H59ZM107 249H109V248H107ZM113 249V248H112ZM127 249V248H126ZM196 249V248H195ZM194 249V250H195ZM211 249H213V248H211ZM214 249L216 250V248L214 247ZM213 249V250H214ZM227 249H229L228 247L226 248V250H225V248H224V250H225V254H226V251H228ZM237 247H236V245H234L233 246V248H231V250L232 251H237ZM1 250V249H0ZM3 250V249H2ZM8 250V249H7ZM39 250V251H38ZM41 250V251H42ZM63 250V249H62ZM62 250H58L57 252H59V251H62ZM92 249H90V251H91ZM93 250H94V248H93ZM104 250H106V249H104ZM124 250H125V248H124ZM123 250V247H122V251H124ZM193 250V251H194ZM198 250V249H197ZM203 250V249H202ZM213 250H212V253H213ZM223 250V249H222ZM223 250V251H224ZM239 250V249H238ZM4 251V250H3ZM10 250H8V252H9ZM13 251V250H12ZM97 251V250H96ZM112 251V250H111ZM120 250H117V252H119ZM201 251V250H200ZM243 251V250H242ZM11 252V251H10ZM9 252V253H10ZM14 252V251H13ZM113 252V251H112ZM117 252H116V254H117ZM187 252H188V248H187ZM186 252V253H187ZM191 252V251H190ZM198 252V251H197ZM206 252V254H207V252H208V250L207 251H205ZM204 252V253H205ZM210 252V251H209ZM215 252V251H214ZM42 253H43V251H42ZM45 253V252H44ZM96 253V252H95ZM99 253V252H98ZM98 253H96V254H98ZM107 253H109V251H107ZM119 253H121V251L119 252ZM118 253V254H119ZM127 253V252H126ZM194 253V252H193ZM223 253V252H222ZM236 253V252H235ZM40 254V255H39ZM95 254V255H96ZM100 255H101V253H99ZM96 255V256H99L100 257V255ZM113 254V253H112ZM121 254H123V252L121 253ZM129 254V253H128ZM129 254V255H130ZM191 254V253H190ZM195 254V253H194ZM194 254H192V255H194ZM215 254V253H214ZM214 254H212V255H214ZM228 254V253H227ZM11 255V254H10ZM9 254L8 255H6V256H10ZM15 255H13L12 257H13V260H14V257L16 258V256ZM126 256H127V254H125ZM186 255V254H185ZM196 255L197 254H195V256L194 257H196ZM201 255H202V252H201ZM212 255H211V257H212ZM236 255V254H235ZM243 254H240L239 256L241 257ZM49 256V255H48ZM95 256V257H96ZM103 256V255H102ZM106 256V255H105ZM117 256V255H116ZM119 256V255H118ZM121 256V255H120ZM120 256H119V259L121 260L122 258H120ZM204 256V255H203ZM203 256H202V258H203ZM207 256V255H206ZM210 256V255H209ZM218 256V255H217ZM244 256V255H243ZM1 257H4L5 258V256H1ZM104 257V256H103ZM122 257V256H121ZM123 257H124V254H123ZM184 257H186V256H184ZM183 257V258H184ZM219 257V256H218ZM235 257V256H234ZM239 257V258H240ZM8 258V257H7ZM6 258V259H7ZM9 258H11V256L9 257ZM42 259L44 258V254H43V256L41 257ZM47 258V257H46ZM46 258H44V259H46ZM93 258H94V256H93ZM97 258V257H96ZM102 258V257H101ZM106 258V257H105ZM116 258V257H115ZM118 258V257H117ZM190 258V256L188 257V259ZM197 258V257H196ZM199 258H200V256H199ZM207 258V257H206ZM212 258H214V257H212ZM212 258H210V260L208 261H205V259H204V262H206V263H204V264H214L213 262H212ZM216 258V257H215ZM222 258H227V257H221V259ZM238 258V257H237ZM236 258V262L238 261V259ZM3 259V258H2ZM12 259V258H11ZM48 259V258H47ZM50 256H49V262H50ZM53 259V258H52ZM95 259V258H94ZM104 259V258H103ZM124 259V258H123ZM186 259V258H185ZM191 259H193V257L191 258ZM230 259V258H229ZM233 259V258H232ZM12 260V261H13ZM41 260V259H40ZM89 260V259H88ZM102 260V259H101ZM106 260V259H105ZM190 260V259H189ZM195 261H196V259H194ZM198 260H200V259H198ZM202 260V259H201ZM215 260H217V259H215ZM220 260V259H219ZM234 260H235V258H234ZM240 260V259H239ZM255 260V259H254ZM253 260V261H254ZM5 261H7V260H4V262ZM16 261V259L14 260V262ZM42 261H45V260H41V262ZM100 261V260H99ZM109 261V260H108ZM108 261H105V262H108ZM129 261V260H128ZM186 261H188V260H186ZM185 261V262H186ZM203 261V260H202ZM214 261V260H213ZM223 261H224V259H223ZM245 261V260H244ZM252 261V262H253ZM10 262H11V260H10ZM9 262V263H10ZM13 262V263H14ZM48 262V263H49ZM56 262V261H55ZM90 262V261H89ZM116 262V261H115ZM183 263L182 264H184V261H182ZM193 262V261H192ZM192 262H190V263H192ZM198 262H200V261H198ZM245 262H247L248 263V261H245ZM244 262V263H245ZM9 263H6V264H9ZM12 263V264H13ZM27 263V264H28ZM45 264H46V261L44 262ZM51 263V262H50ZM53 263V262H52ZM84 263V262H83ZM100 263H101V261H100ZM124 263L125 264H128L127 262H125L124 261ZM190 263H188V264H190ZM222 263V262H221ZM220 263V264H221ZM238 263V262H237ZM255 263H256V261H255ZM18 264V263H17ZM41 264V263H40ZM73 264H74V262H73ZM91 264V263H90ZM118 264H121L120 262H118ZM187 264V263H186ZM193 264V263H192ZM196 264V263H195ZM200 264V263H199ZM202 264H203V262H202ZM226 264H228V263H226Z\"/></svg>",
	"mask_w": 264,
	"mask_h": 264
}]
</instances>
